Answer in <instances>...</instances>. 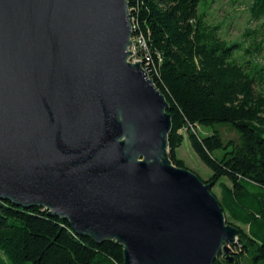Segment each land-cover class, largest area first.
<instances>
[{
  "label": "water",
  "instance_id": "1",
  "mask_svg": "<svg viewBox=\"0 0 264 264\" xmlns=\"http://www.w3.org/2000/svg\"><path fill=\"white\" fill-rule=\"evenodd\" d=\"M130 38L126 0H0V200L115 241L124 264H214L238 231L163 157L167 104Z\"/></svg>",
  "mask_w": 264,
  "mask_h": 264
},
{
  "label": "trees",
  "instance_id": "2",
  "mask_svg": "<svg viewBox=\"0 0 264 264\" xmlns=\"http://www.w3.org/2000/svg\"><path fill=\"white\" fill-rule=\"evenodd\" d=\"M126 1L131 39L144 43H136L134 57L167 104V158L188 169L177 156L186 137L212 174L203 181L188 170L218 188L212 194L238 231L231 261L214 264H264V0H247L255 26L240 43L206 22L211 0ZM215 127L236 138L225 140ZM25 263L124 264L123 248L78 236L42 208L0 200V264Z\"/></svg>",
  "mask_w": 264,
  "mask_h": 264
},
{
  "label": "rangeland",
  "instance_id": "3",
  "mask_svg": "<svg viewBox=\"0 0 264 264\" xmlns=\"http://www.w3.org/2000/svg\"><path fill=\"white\" fill-rule=\"evenodd\" d=\"M247 0H211L210 7L207 10L205 20L210 25H219L218 36L229 42L240 43L242 41L241 35L245 29H249L255 26V23H251L246 11ZM131 52V49L129 50ZM128 62L131 64H137L132 55L128 58ZM215 130L221 133L222 137L227 139H235L236 136L233 132L223 128L215 127ZM184 134V131H183ZM219 156V153H215ZM177 156L182 159L188 169L194 171L201 180L205 181L211 176V171L204 166L199 159L192 152L188 139L185 137L181 147L177 150ZM167 159V152L164 156ZM218 188L213 186L211 192L218 194ZM227 247L223 245L217 255V258L225 257L228 260L231 255L224 251ZM30 264V263H25Z\"/></svg>",
  "mask_w": 264,
  "mask_h": 264
},
{
  "label": "built area",
  "instance_id": "4",
  "mask_svg": "<svg viewBox=\"0 0 264 264\" xmlns=\"http://www.w3.org/2000/svg\"><path fill=\"white\" fill-rule=\"evenodd\" d=\"M130 40H131V45H130V47L128 48V50L131 49L130 55H132L133 58L135 59L134 55H135L136 43H137L139 46H141V47L144 46V43H143V41H142L140 38H137V39H136V42H135L134 40H132L131 38H130ZM135 61L138 62V63L140 64V62H139L137 59H135Z\"/></svg>",
  "mask_w": 264,
  "mask_h": 264
}]
</instances>
